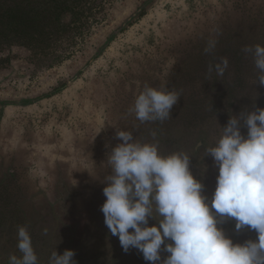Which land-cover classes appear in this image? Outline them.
Instances as JSON below:
<instances>
[{
	"label": "rangeland",
	"instance_id": "rangeland-1",
	"mask_svg": "<svg viewBox=\"0 0 264 264\" xmlns=\"http://www.w3.org/2000/svg\"><path fill=\"white\" fill-rule=\"evenodd\" d=\"M93 1L89 26L59 60H39L20 45L0 50V228L24 226L38 244L71 235L74 245L86 244L100 230L92 222L104 220L96 216L111 174L107 153L121 142L117 128L157 144L162 155L189 152L206 131L195 158L208 178L215 174L206 149L229 113L255 104L260 86L241 69L255 67L243 49L264 46V0ZM209 41L215 48L206 53ZM220 55L229 61L222 76L205 66ZM145 86L179 94L168 119L141 123L129 112Z\"/></svg>",
	"mask_w": 264,
	"mask_h": 264
},
{
	"label": "clouds",
	"instance_id": "clouds-1",
	"mask_svg": "<svg viewBox=\"0 0 264 264\" xmlns=\"http://www.w3.org/2000/svg\"><path fill=\"white\" fill-rule=\"evenodd\" d=\"M214 48L215 41H209L204 51ZM243 51L251 54L264 86V46ZM228 63L224 58L209 72L222 76ZM179 99L175 91L145 86L129 112L141 123L162 122ZM115 135L121 142L107 153L111 174L104 180L100 210L125 252L135 248L151 264H264V108L231 115L216 145L206 149L218 168L211 199L187 153L162 155L157 144L141 143L131 131L117 128ZM150 218L157 223L150 225ZM229 220L237 233L255 231L256 238L234 243L221 226ZM17 238L21 256L11 255L9 264H37L26 227L18 228ZM162 251L168 254L164 259ZM74 256L73 249L54 251L49 264H77Z\"/></svg>",
	"mask_w": 264,
	"mask_h": 264
},
{
	"label": "trees",
	"instance_id": "trees-1",
	"mask_svg": "<svg viewBox=\"0 0 264 264\" xmlns=\"http://www.w3.org/2000/svg\"><path fill=\"white\" fill-rule=\"evenodd\" d=\"M93 2L100 7L104 0ZM92 10L90 0H0V50L5 46L20 45L28 48L36 57H39V60L44 59L53 63L66 56L69 47L74 45L76 36L89 26ZM61 49L64 50L61 51ZM220 57L221 55L212 64L205 63L208 72L210 65L220 63ZM241 71L243 75L245 74L244 77L254 79L253 82L258 79L259 70L256 67L246 66ZM212 72L215 74V71ZM258 87L251 94L255 104L251 107L239 106L242 110H251L254 106L264 108L261 104V101H264V86ZM231 115L237 116L235 113H229L224 122L225 125ZM199 135L200 138L197 140L207 145V132L201 130ZM19 227L21 225L0 228V264H9L11 255L21 256L17 247ZM93 236L95 240L75 245L73 235L69 236L68 240L59 242L53 238L48 242H39V244L32 241L38 257L37 264H49L54 251L62 254L66 249L75 251L74 259L77 264H151L145 261L143 254L136 249L124 251L123 256L120 257L117 254L120 245L118 237L112 236L108 229L101 235ZM99 241H104L102 242L104 246ZM115 243L117 246L113 247L114 256L103 259L106 262L103 263L99 255H103L105 249ZM106 245L108 246L105 247ZM103 247L105 248L102 251Z\"/></svg>",
	"mask_w": 264,
	"mask_h": 264
},
{
	"label": "flooded vegetation",
	"instance_id": "flooded-vegetation-1",
	"mask_svg": "<svg viewBox=\"0 0 264 264\" xmlns=\"http://www.w3.org/2000/svg\"><path fill=\"white\" fill-rule=\"evenodd\" d=\"M198 138H200V135L199 134L197 135V139ZM197 139H196V141L190 142L189 145L187 144V146H188L187 148L190 149V151L187 152V154L191 158V165H190V167H191V171L193 172L194 176H196L197 179L202 180V182H203V184L205 186L204 187V193L209 197V199H211L212 193L215 190L216 181L214 180V182H213V181H210V180H211L212 176L215 177V179H216V177L218 175V168L215 166V164L210 165V171L212 173H214L215 175H212V174H211L212 176L208 175V178H206L207 176H205V174H202L201 169H204V167H205V163H204V161H202L203 158L200 159V160L198 159L197 162H196V158L195 157L198 154H201L203 152L204 147L206 145H205V142L198 141ZM98 208L101 209V206H98ZM153 214L156 215L155 205H153ZM97 217L99 219H101V218L105 219L104 218V214L102 213L101 210L98 211V214L96 216V219H97ZM95 222H96L95 225H99V227L97 229H100V230H97L94 233H92V235L88 236L87 237V241L88 240H95L96 238L94 239L95 236H93V235H96V234L101 235V233H105L106 232V229H108L106 227L105 223H104V220L103 221L102 220H98V221H95L94 220L92 223L94 224ZM155 223H157V221L155 219H151L150 218L149 224L152 225V224H155ZM221 226L224 228L226 234L229 235L230 237H232L234 243L235 242L243 243L247 239H250V238L251 239H254V237L257 236V233L255 231H249L247 229L241 231L240 233H237L235 231V225H234V223H232L230 220L227 221L226 223H224ZM75 239H76V236H75ZM118 241H119V239H118ZM167 242L168 241H166V243ZM120 251H123L124 252V250L122 249V247H120L119 252ZM167 255L168 254L166 252H163L162 251L161 258L164 259V258L167 257ZM119 256L121 257L122 255L119 254Z\"/></svg>",
	"mask_w": 264,
	"mask_h": 264
},
{
	"label": "water",
	"instance_id": "water-1",
	"mask_svg": "<svg viewBox=\"0 0 264 264\" xmlns=\"http://www.w3.org/2000/svg\"><path fill=\"white\" fill-rule=\"evenodd\" d=\"M71 83V81H69L67 84H70ZM17 104H19V102H17Z\"/></svg>",
	"mask_w": 264,
	"mask_h": 264
}]
</instances>
